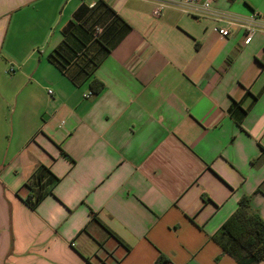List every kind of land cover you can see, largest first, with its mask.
Returning <instances> with one entry per match:
<instances>
[{"label": "crops", "instance_id": "crops-1", "mask_svg": "<svg viewBox=\"0 0 264 264\" xmlns=\"http://www.w3.org/2000/svg\"><path fill=\"white\" fill-rule=\"evenodd\" d=\"M158 4L0 0V264H239L212 236L244 195L264 219V31Z\"/></svg>", "mask_w": 264, "mask_h": 264}, {"label": "trees", "instance_id": "trees-1", "mask_svg": "<svg viewBox=\"0 0 264 264\" xmlns=\"http://www.w3.org/2000/svg\"><path fill=\"white\" fill-rule=\"evenodd\" d=\"M81 15L82 9H79L75 17L79 18ZM73 24L74 21H71L63 32L65 33ZM101 33V30L95 29L97 37ZM72 50L67 40H64L49 54V60L62 67L65 63L59 59L68 60L72 56L70 55ZM102 87L103 83L95 80L91 91L95 94ZM233 106L237 108L238 103L234 102ZM58 179L49 167L44 164L40 165L26 182V186L30 189V196L26 198L28 205L35 208L52 191V187ZM212 238L222 247L224 252L232 255L239 264H255L264 260V219L252 209L250 196L244 195L240 198L236 210L225 220ZM164 259L166 257L161 255L158 262L164 261Z\"/></svg>", "mask_w": 264, "mask_h": 264}, {"label": "built area", "instance_id": "built-area-1", "mask_svg": "<svg viewBox=\"0 0 264 264\" xmlns=\"http://www.w3.org/2000/svg\"><path fill=\"white\" fill-rule=\"evenodd\" d=\"M215 0H159V4L154 10L156 15L162 14L164 7L169 3H176L182 6L186 11L193 13L194 15L211 14L216 16L218 20H224L226 25H220L218 27L219 33L224 36H230L232 34L231 25H237L244 29L245 38L244 43L248 44L251 42L254 34L257 31H264V19H262L259 13L253 12L248 18H243L236 15L225 14L214 8ZM13 70V68H11ZM51 93L52 90L50 89ZM92 91H88L86 97H91Z\"/></svg>", "mask_w": 264, "mask_h": 264}]
</instances>
